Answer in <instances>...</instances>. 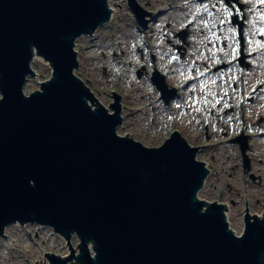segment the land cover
<instances>
[{"label": "water", "instance_id": "obj_1", "mask_svg": "<svg viewBox=\"0 0 264 264\" xmlns=\"http://www.w3.org/2000/svg\"><path fill=\"white\" fill-rule=\"evenodd\" d=\"M110 17L108 0H0V235L15 221L51 225L71 251L49 264L77 250V264H264V219L246 214L237 235L223 205L197 198L208 175L197 147L177 130L158 147L118 134L117 93L93 108L74 46ZM34 50L52 72L27 95ZM152 81L169 103L176 90L157 71Z\"/></svg>", "mask_w": 264, "mask_h": 264}, {"label": "rangeland", "instance_id": "obj_2", "mask_svg": "<svg viewBox=\"0 0 264 264\" xmlns=\"http://www.w3.org/2000/svg\"><path fill=\"white\" fill-rule=\"evenodd\" d=\"M135 1L139 7L150 11L149 15H155L153 19L147 17L150 20L147 32L138 29L127 4L129 0H115L116 3L112 5L117 12L112 16L113 21L99 26L93 38L82 35L75 42L74 49L79 53V67L83 74L81 79L84 83L88 82L94 97L107 108L112 102L110 94L113 91L119 93L123 121L117 127L118 134L132 137L149 147H158L164 143L170 130L177 127L180 135L198 148L196 157L208 168L204 182L206 185L198 192L197 198L210 204L215 201L223 203L227 208L226 219L230 229L241 235L245 227L243 217L246 208L251 217H264V88L262 86L254 92L249 88L247 91L250 100L244 108L245 134L248 135L249 144L246 166L236 144L227 140L234 131L230 120L218 112L205 115L202 92L209 81H197L186 88L182 87L185 79L193 76L192 72L203 70L212 62L213 46L206 28L196 26L187 29L186 26L194 0ZM247 1L252 6L249 10H238L239 19L244 22V35L249 48L257 50L264 47V0ZM223 14L222 10L218 16L222 23ZM221 29L225 31L228 27L223 24ZM248 31L252 32V36H248ZM140 48L143 49L144 59ZM206 50L210 52V59L205 57L204 62L194 65L195 60L204 57ZM250 51L245 52L244 62L238 67L244 66L246 78L253 79L250 82L257 85L258 75L263 72L264 53L252 56ZM176 53L182 57L172 67L173 73L165 77V82L178 87L180 92V97L173 104L176 116L173 117L168 115L159 100V91L150 81V70L157 67L165 73ZM233 54V50H229V57ZM256 62L260 64L261 71L256 68L254 73ZM142 65L145 69L142 76L138 77L136 72ZM32 68L37 76L28 77L24 85L25 93L38 89L39 83L47 80L51 71L48 61L43 58L35 59ZM230 68L234 69L235 64L226 70ZM203 113L201 117L204 121L198 124L199 115ZM235 125L237 128L242 127L238 119ZM244 168L253 178L244 174ZM33 225L39 228L38 223ZM51 227L47 225V228L37 230L40 239L46 241L41 243L42 246L35 247L34 242L23 236L18 221L8 224L4 228L5 236L0 237V264H47L48 260L43 259L41 248L66 255L68 250L65 240L61 236L57 240H51V236L49 238ZM73 242L75 245L79 243L76 234Z\"/></svg>", "mask_w": 264, "mask_h": 264}, {"label": "flooded vegetation", "instance_id": "obj_3", "mask_svg": "<svg viewBox=\"0 0 264 264\" xmlns=\"http://www.w3.org/2000/svg\"><path fill=\"white\" fill-rule=\"evenodd\" d=\"M194 2H195V4H193V5L191 3V7H193V10H192V12H190L188 20L186 21L187 29H192L196 26H200V29L202 27L206 28L209 37H211V34L209 32V28L212 27V31L214 33V36L217 38L225 36L226 33L227 34L229 33L230 28L233 27L230 24V16L231 15H229V10L232 11V10H234L233 8L228 9L223 0H194ZM195 6H196V9H195ZM222 10L224 11V14H223L224 15V20H223L224 23H222V22H220V20H218L219 13L222 12ZM223 24H225L226 27H228V29L225 31H223L221 29V27H223ZM244 29H245V26H244ZM232 30H233V28H231V32H232ZM247 34H248V36H252L251 31H248ZM211 50H212V61H217L218 57L216 54V49L213 47V49H211ZM203 56H204L203 59L205 57H207L209 60L210 59L209 50H206L203 53ZM200 72H201V70H199L197 72L196 71L192 72V74L194 77L201 78V77H199ZM162 73H164V72H162ZM223 73H225V72L219 71L220 75ZM164 74L167 76V74L170 75L171 73H169L165 70ZM234 78H236V77H235L233 72L231 74H229V76L226 77V79L230 83L234 82ZM204 80H206V82L209 81V83L208 84L205 83V86H204L205 89L202 92L203 93L202 99L204 100L203 103H205V101H211L212 102L219 95V93L215 92V91L220 88L219 87L220 82H218L213 76H208V79L202 78L200 81H204ZM179 93L180 92L178 90L174 99H173V102H175L176 98L180 97Z\"/></svg>", "mask_w": 264, "mask_h": 264}, {"label": "bare ground", "instance_id": "obj_4", "mask_svg": "<svg viewBox=\"0 0 264 264\" xmlns=\"http://www.w3.org/2000/svg\"><path fill=\"white\" fill-rule=\"evenodd\" d=\"M114 3H116L115 2V0H108V6H109V8H110V10H111V16H113V14L115 15L116 14V10H115V8H114V6L112 5V4H114ZM190 3V2H189ZM180 9H182V10H184L185 9V7H180ZM112 18V17H111ZM78 54L79 53H77V57H78ZM39 58H42V56H40V55H38L37 54V52H36V50H34V56H33V60H32V62L33 61H35V59H39ZM201 60H195L194 62H195V64L194 65H198V64H200V63H202V62H204L203 60H205V59H203V58H200ZM80 80H81V78L80 77H78ZM87 100H88V102H90V98H87ZM98 103H100V102H98V100H97V103H94V104H92L93 105V108H95L96 107V105H98ZM205 185H206V183L205 184H203V186L205 187ZM202 186V187H203ZM202 189V188H201ZM201 189H200V191H201ZM199 191V192H200ZM202 201H204V204H205V207H207L210 203L209 202H207V201H205V200H202ZM212 204V203H211ZM218 205H223V203H221V202H219L218 203ZM225 215L226 216H228V214H227V208L225 207ZM260 219H264V217H260V216H258ZM5 233V232H4ZM3 233V234H4ZM2 234V235H3ZM2 235H0V237L2 236ZM81 244V243H80ZM86 247H87V249L90 251V253H91V255L95 258V256H96V250H95V247H94V244H93V242L92 241H89V240H87L86 241ZM80 253V250H77V252H76V255L74 256V258L72 259V260H70L68 263L69 264H77V257H78V254ZM64 258H66V257H68V254L66 255V256H63Z\"/></svg>", "mask_w": 264, "mask_h": 264}]
</instances>
